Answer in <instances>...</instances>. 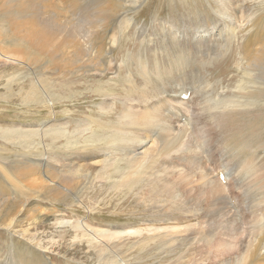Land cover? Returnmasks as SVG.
I'll return each mask as SVG.
<instances>
[{"label":"rangeland","instance_id":"1","mask_svg":"<svg viewBox=\"0 0 264 264\" xmlns=\"http://www.w3.org/2000/svg\"><path fill=\"white\" fill-rule=\"evenodd\" d=\"M93 1L86 0L88 3ZM227 1L231 2L228 10L236 14V24L241 26L253 12H262L264 7V0H128L130 10L108 33L113 34V40H107L112 70L100 74L53 77L47 67L43 70L38 67L42 61L34 66V55L24 63L17 56L0 54V185L8 187L12 193L6 199L15 203V200H28L35 195L27 192L26 187H16L13 184L15 181L9 180L29 165L27 158L42 170L48 162L60 166L73 160L76 163L86 161L85 166H77L79 188L75 193L78 198L59 203L39 189L42 193L37 196L41 197L29 200L23 207L24 211L17 214L11 228L0 227V264H16L19 262L15 259L16 254L28 253L30 248L44 253L53 264H125L121 261L126 264H221L232 254H237L238 247L248 240L254 228L250 221L253 222L257 215L250 213L245 205L248 203L242 198L245 190L237 186L242 181L238 172L230 163L229 172L223 168V163L227 161L214 146L219 143L214 137L218 129L213 131L208 125V120L203 118L206 113L202 107L207 104L204 102L206 99L208 102L217 98L232 99L233 92L238 90L242 75L238 63L239 46L247 34L243 27L235 30L236 38L231 46H224L225 55L216 57L209 64L191 59L195 64L190 68L197 72L200 80L192 88L188 85L187 93L181 99L171 98L168 103H157L160 97L166 96L164 94L151 97L153 101L148 102L151 106L164 108L163 115L168 109L183 114L180 121L170 118L175 132L181 136L185 134L178 145L163 156L155 154L156 161L128 183L122 181V171L131 168L124 157L118 156V161L109 169H104L101 163L112 159L109 151L112 134L123 106L131 103L132 109H150L140 108L135 102H144L141 95L147 92L146 83L139 86L141 88L128 83L144 79L138 74L143 72V63H146L145 58L142 61L139 59L140 47H144L139 33L143 31L144 39H150L149 42L156 47L162 39L156 34L157 26L176 27L180 32L188 19L194 22L199 15L209 20L212 26L217 25L218 14ZM81 2L85 3V0ZM17 3L18 0H0V16L6 19L23 11V16L27 18L34 9V17L39 23L54 22L43 11L40 0H30L31 6L21 9L16 6ZM65 3L66 8L72 10V4L66 0ZM81 7L73 10L75 17L84 13L85 7ZM197 9L201 11L199 15H196ZM4 22L0 21L3 25L0 31L4 30L9 37L0 41V46L6 42H18L13 36L24 28L15 33L13 27L10 32L8 23ZM192 31L189 30L190 35ZM175 38L165 37L167 42ZM18 43L26 51L40 53L39 48L33 45V39ZM202 44L204 48L208 47ZM131 55H136V61L127 60ZM133 71L136 81L131 73ZM146 72V76L153 75L155 80L162 78L149 70L147 65ZM147 79L150 80L149 77ZM35 84L39 91L35 90ZM155 87L154 83L152 89ZM185 119L187 122H184ZM153 139L154 142L159 140ZM136 151L142 155L141 148ZM80 156H84L83 159H79ZM152 156L155 157L154 153ZM51 172L60 176L62 173L55 167ZM222 172L225 174H220ZM66 174L67 179L72 180V173ZM248 183L254 185L252 180ZM210 187L220 189L229 201L218 217L211 214L208 205L210 196L203 195ZM43 208L45 211L47 208L58 211L44 213ZM261 208L260 205L258 216L263 213ZM5 209L0 204V210ZM8 209L17 211L18 208L8 204ZM149 220L153 222L146 224ZM223 223L227 228H222Z\"/></svg>","mask_w":264,"mask_h":264},{"label":"bare ground","instance_id":"2","mask_svg":"<svg viewBox=\"0 0 264 264\" xmlns=\"http://www.w3.org/2000/svg\"><path fill=\"white\" fill-rule=\"evenodd\" d=\"M40 1L43 11L50 15V21H54L51 24L36 21L34 9L31 11V16L27 18L23 16V11L21 13L18 11L15 16H9L6 19L0 16L1 22L4 20V23H8L10 32L13 27L15 33L23 27L24 32L19 30L13 36L14 39L18 40V42H31L33 39V45L39 48L40 53L26 51L18 42L14 44L6 42L5 45L0 46V54L17 56L24 63L28 62L29 58L34 55V66L37 62L42 61L38 67L42 70L47 67L52 72L53 77L68 76L70 74L77 75L79 73L90 74L91 76L105 72V70H112L109 66L108 55L111 50L107 47V40H113V34L110 35L108 33L112 27L120 22V18L130 10L128 0H94L93 3H88L86 0L85 3H82L81 0H66L72 4V10L66 8L67 3H65V0ZM133 3L135 2L131 4ZM28 5L31 6L30 0H18L16 4L19 9ZM81 5H83V8L85 7L84 13L81 12L82 15L79 16L77 14L75 17L73 10L76 8L82 9ZM230 5L231 2L227 1V3H224L223 11L220 14L215 11L221 19L219 18L217 25L214 26L206 18L199 17L201 11L198 9L196 11V15H199L197 19L194 22H189L188 19L184 29L180 32H178L176 27L174 29L170 26H162V29L157 26L155 28L157 30L156 34L160 35L162 39L156 47L154 43L149 42L151 41L150 39H144L143 31L139 33L143 38L141 43L144 45V47H140L139 59L142 61L145 58L144 61L146 63H143V72L138 73L139 69L137 68V71H135L139 75H143L144 79L137 82V77L134 76L133 71L131 73L136 82L129 81L128 83L130 86L136 85L138 88H141L139 86L146 83L147 92L141 95L144 102H135L140 108L150 109L147 111L132 109L131 103L127 107L123 106L122 112L117 116L118 124H116L112 134V145L110 144L111 150H109L112 153L110 154L112 159H107L101 163L104 164V169H109L118 161V156L124 157L131 168L126 172L122 171V181L128 183L133 179H137L144 169H148L149 165L156 161L155 154L163 156L178 145L177 143L183 139L182 137L185 134L181 136L179 132H175L170 118H173L174 121H180L183 118V114L181 115L178 110L171 111L168 109L166 114L163 115L164 108L160 109L159 105L151 106L148 102L153 101L151 97L164 94L166 96L160 97L157 103H168L171 98L181 99V96L187 93L188 87L192 88V85L200 78L197 72L190 68L195 64L192 63L191 59L195 58V62L209 64L216 57L225 55L224 46H231L232 41L236 38L235 30L243 27L247 34L245 35V41L239 46L240 59L238 63L242 69V75L240 76L238 90L233 92L232 99L217 98L212 102H208V99H206L204 102L207 104L202 108L206 113L203 118L208 120V125L212 126L213 131L218 129V131L214 132V137L218 139L219 143L214 146L218 147L217 152L227 161L223 163V168L228 171V164L230 163L234 170L238 172V178L242 181H240L241 184L237 183V186L245 190V194H241L242 198L248 201L245 205L250 209V213L254 212L257 215L253 222L250 221L254 228L252 227L253 230L249 233L248 240L243 243L240 242L243 245L238 247L237 254L233 256L232 253H229L232 256L221 264H264V7L262 12H253L249 19L244 20L246 22L241 26L236 24V14L228 10V8H231ZM175 25L177 26V24ZM0 26L3 28L2 24ZM190 29H193L191 35L189 34ZM167 36L176 38L171 42H167V39H165ZM7 37L9 35L4 30L0 31V41H4ZM148 43L149 45L153 44V46H148ZM202 43L208 47L204 48ZM129 59L136 61V55H131L127 58V60ZM145 64L149 70L154 71V74L161 75L162 78L155 80L153 75L146 76ZM93 72L95 74H91ZM148 77L150 80L147 79ZM186 77H188V80ZM151 80L157 86L154 90L152 89L154 83ZM41 85L43 87V83ZM37 89L40 88H37L35 84V90ZM148 90H151V93H148ZM44 92L46 91L44 90ZM184 122H187L186 119ZM14 132L16 133V131ZM195 135L198 136L197 133ZM154 137L159 138V140L154 142ZM20 139L22 138L20 137ZM116 139L120 141L116 142ZM116 145L118 146L116 147ZM137 148H141L142 155L136 151ZM45 153L43 154L45 155ZM153 153L155 157L152 156ZM62 157L63 155L60 158ZM83 157L81 158L80 156L79 159H83ZM26 161L29 162V165H25L26 167L22 170L18 169L20 172L15 173L17 176L13 178L10 175L9 180L15 181L13 184L16 187H26L27 192L35 195L28 197V200L26 198L19 199L13 203L6 199L11 197V191L8 187L0 185V204L4 205L6 207L5 210L8 211L0 210V227L11 228L17 214L21 213L22 210L24 211L23 207L28 204L29 200L41 197L37 195L42 192L54 197L55 201L59 203L69 198H78L75 193L79 188V182H77L79 180L77 177L79 168L77 166L82 164L85 166L86 164L84 163L86 161H82V163L79 160L76 163V160H73L72 163H63L60 166L53 162H48L45 163L46 167L44 170L37 167L31 159L27 158ZM38 161L40 163V159ZM53 167L62 172L60 173L61 176L51 172ZM67 172L72 173V180L67 179V176H65ZM220 174L224 175L225 172ZM229 174L231 175V173ZM217 180L220 181L219 178ZM249 180L254 182L253 186L248 183ZM234 185L236 186V184ZM256 185L258 186L256 187ZM39 189L42 192H39ZM205 194L210 196L207 197L209 198L208 205L211 207V214L218 217L219 212L227 207V203L229 205V201L226 200L220 189L214 187H210L208 191L203 193V195ZM8 204H12L14 209L18 208L17 211L9 210ZM260 205L263 213L258 216L257 211ZM44 209L42 210L44 213L47 211H50V213L58 211L54 208H47V211ZM26 210L25 213L27 212ZM211 218L213 219V217ZM150 222L153 221H146V224ZM221 226L224 228L226 224L223 223ZM29 250L27 251L28 253L16 254L17 257L15 259H19L16 264H53L44 253L36 252L34 248ZM15 253L14 251V255ZM121 262L126 264L125 261ZM73 263L79 264L78 262Z\"/></svg>","mask_w":264,"mask_h":264}]
</instances>
